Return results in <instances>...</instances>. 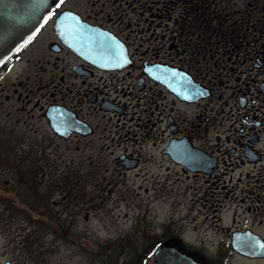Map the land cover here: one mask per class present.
I'll list each match as a JSON object with an SVG mask.
<instances>
[{
  "label": "flooded vegetation",
  "instance_id": "af4514ba",
  "mask_svg": "<svg viewBox=\"0 0 264 264\" xmlns=\"http://www.w3.org/2000/svg\"><path fill=\"white\" fill-rule=\"evenodd\" d=\"M66 1L0 66V83L14 68L29 64L27 51L33 55L42 47L35 63L41 62L43 71L48 64L59 96L43 99L39 109L48 123L52 110L70 130L67 136L52 131L66 139L88 137L109 123L118 139L125 137L114 157L124 169L140 162V152L128 150L139 137L164 133L158 152L165 169L175 167L187 183L191 207L197 206L192 219L200 214L202 230L221 238L214 247L203 237L188 239L179 232L162 240L179 241L206 264H264V44L260 50L248 48L252 34L264 35V23L256 27L246 14L220 12L214 0H174L171 7L164 3L165 12L156 0H109L115 13L104 15ZM66 9L75 13L60 21ZM189 52L202 53L213 70H227L226 78L177 61ZM227 113L239 124L230 121L224 133L217 125ZM152 258V252L133 254L123 264H150Z\"/></svg>",
  "mask_w": 264,
  "mask_h": 264
},
{
  "label": "rangeland",
  "instance_id": "374dc122",
  "mask_svg": "<svg viewBox=\"0 0 264 264\" xmlns=\"http://www.w3.org/2000/svg\"><path fill=\"white\" fill-rule=\"evenodd\" d=\"M103 1L104 6L85 0L66 2L85 12L115 13L110 1ZM156 1L165 12L164 3L171 7L174 0ZM214 2L220 12L246 14L256 27L264 23V0ZM252 35L248 48L260 50L264 35ZM42 49L36 48L33 55L27 51L29 64L14 68L0 83V264L8 260L15 264H123L130 255L152 252L153 240L164 241L171 232L188 239L203 237L209 247L217 245L220 235L202 230V216L192 219L197 206L191 207L186 182L179 179L175 167L165 169L166 161L158 152L166 140L164 133L157 130L155 138L151 134L139 137L128 150L140 152V162L124 169L114 157L125 137L118 139L109 123L103 122L88 137L66 139L52 131L39 104L59 93L50 84L48 64L43 71L41 62L35 63ZM181 57L177 61L202 74L226 78L227 70H213L211 60L203 59L202 53ZM234 76L227 77L233 80ZM227 114L217 125L224 133L230 121L239 124L236 116ZM208 126L212 138L215 132ZM124 133L125 129L119 131Z\"/></svg>",
  "mask_w": 264,
  "mask_h": 264
},
{
  "label": "water",
  "instance_id": "95a60500",
  "mask_svg": "<svg viewBox=\"0 0 264 264\" xmlns=\"http://www.w3.org/2000/svg\"><path fill=\"white\" fill-rule=\"evenodd\" d=\"M61 0H0V66L25 40L41 26L49 12ZM72 10L60 13L65 18ZM76 38V37H74ZM53 112L47 113L49 126L58 134L67 136L69 129L60 117L55 120ZM150 264H206L199 262L186 251L177 240L160 241L154 248ZM4 264H15L5 261Z\"/></svg>",
  "mask_w": 264,
  "mask_h": 264
},
{
  "label": "snow or ice",
  "instance_id": "6c2138e0",
  "mask_svg": "<svg viewBox=\"0 0 264 264\" xmlns=\"http://www.w3.org/2000/svg\"><path fill=\"white\" fill-rule=\"evenodd\" d=\"M61 2H62V0H61ZM56 7H59V4H57ZM199 94H202V93H199ZM261 247H264V245H261Z\"/></svg>",
  "mask_w": 264,
  "mask_h": 264
}]
</instances>
